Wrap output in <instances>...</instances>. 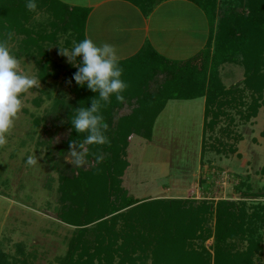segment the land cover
I'll return each mask as SVG.
<instances>
[{"label":"trees","instance_id":"16d2710c","mask_svg":"<svg viewBox=\"0 0 264 264\" xmlns=\"http://www.w3.org/2000/svg\"><path fill=\"white\" fill-rule=\"evenodd\" d=\"M192 1L205 11L211 27L207 47L187 61H170L146 45L136 57L119 62L122 79L128 85L124 103L133 100L142 109H153L154 120L171 100L206 98V113L212 116L211 131L221 117L234 125V117L224 110H235L245 122L257 118L260 109L264 110V0ZM25 2L0 0V40L12 39L7 37L9 32L25 37L21 43L23 55L36 63L43 84L63 77V85L73 97L69 102L58 99L52 118L53 126L59 128L54 133L67 132L61 148L56 149L62 157L70 150L69 144L80 138L71 117L81 106L90 108L98 93L77 85L73 75L78 69L60 65L44 46L56 45L57 32L61 30L70 33L74 43L86 38L89 11L71 8L57 0H37V12L46 13L54 28L50 34H40L29 28L34 11H29ZM61 24L63 28L59 29ZM225 64L245 69L244 89L224 87L219 68ZM152 86H160V90L150 96ZM247 92L251 99L248 106ZM124 103L113 97L103 107L109 142L87 146L84 169L59 174L57 217L75 228L62 264H261L264 206L251 214L246 203L229 200L217 203L207 199L139 200L122 187L121 179L129 167L127 142L140 124L149 127L144 137L150 141L153 126V121L136 123L130 116L117 118ZM43 129L42 146L44 135L51 143L53 139L48 126ZM261 136L264 138V131ZM94 153L103 155L101 163L97 164ZM260 174L264 175V168ZM244 187L241 184L238 191ZM213 219L215 226L211 229ZM212 238L213 253L203 245ZM0 264H6L1 254Z\"/></svg>","mask_w":264,"mask_h":264},{"label":"rangeland","instance_id":"374dc122","mask_svg":"<svg viewBox=\"0 0 264 264\" xmlns=\"http://www.w3.org/2000/svg\"><path fill=\"white\" fill-rule=\"evenodd\" d=\"M32 16L29 28H35L40 34L54 31L50 26L52 19L46 13L35 10ZM57 33V44L51 42L44 49L60 65L77 69L60 55L59 47L71 49L75 44L70 33L63 30ZM24 39L13 35L8 41L10 50L20 59L22 72L38 76L36 63L23 55ZM219 76L227 90L245 87L243 67L225 64L219 68ZM159 90L160 86H152L149 95H156ZM72 97L63 85L62 76L44 84L39 82V87L24 97L23 110L8 135V143L0 147V254L6 264H62L69 248L75 228L57 217L58 177L78 167L71 163L70 150L62 157L57 154L56 149L61 148L67 132L54 133L59 128L53 126L52 118L55 102L58 99L69 102ZM246 97L248 106L249 92ZM142 108L132 100L117 112V118L130 116L136 123L153 121L150 141L144 137L149 127L140 124L126 144L129 167L121 181L130 196L139 200L207 199L212 203L229 200L246 203L251 214L264 206V175L260 174L264 168L263 109L257 118L246 122L235 110H224L234 117V125L221 117L211 131L212 116H207L206 98L171 100L154 120L155 111ZM47 126L53 139L51 143L44 135L42 146L40 139ZM28 156L36 157L38 164L27 167ZM241 184L245 187L238 191ZM214 226L213 219L211 229ZM213 244V238L203 243L211 253ZM261 260L264 264V255Z\"/></svg>","mask_w":264,"mask_h":264},{"label":"clouds","instance_id":"9594fccd","mask_svg":"<svg viewBox=\"0 0 264 264\" xmlns=\"http://www.w3.org/2000/svg\"><path fill=\"white\" fill-rule=\"evenodd\" d=\"M25 7L29 11H35L38 7L37 0H26ZM12 35L9 32L7 37L10 39ZM59 49L60 55L78 69L73 75L75 83L81 88L86 86L90 91L98 93V99H93L90 108L81 106L71 117L73 129L80 134V138L69 144L68 155L71 163L79 168L86 164L87 146H103L109 142L103 107L110 104L113 97L124 103L128 85L122 79L123 69L113 45H98L93 40L84 38L71 49ZM39 82L38 76L21 71V61L10 50L8 40H0V147L8 143V135L23 110L24 97L38 88ZM94 156L97 164L103 161L102 154L94 153ZM25 164L32 167L38 164V160L28 156Z\"/></svg>","mask_w":264,"mask_h":264},{"label":"crops","instance_id":"0c3cea01","mask_svg":"<svg viewBox=\"0 0 264 264\" xmlns=\"http://www.w3.org/2000/svg\"><path fill=\"white\" fill-rule=\"evenodd\" d=\"M57 1L88 10L86 38L113 45L119 62L136 57L146 45L164 59L187 61L210 40L205 11L192 0Z\"/></svg>","mask_w":264,"mask_h":264}]
</instances>
